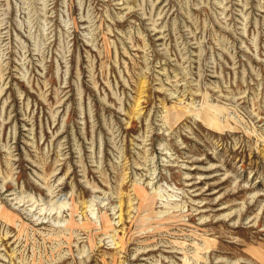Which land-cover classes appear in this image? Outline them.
Masks as SVG:
<instances>
[{
    "label": "rangeland",
    "instance_id": "rangeland-1",
    "mask_svg": "<svg viewBox=\"0 0 264 264\" xmlns=\"http://www.w3.org/2000/svg\"><path fill=\"white\" fill-rule=\"evenodd\" d=\"M0 264H264V0H0Z\"/></svg>",
    "mask_w": 264,
    "mask_h": 264
},
{
    "label": "bare ground",
    "instance_id": "bare-ground-1",
    "mask_svg": "<svg viewBox=\"0 0 264 264\" xmlns=\"http://www.w3.org/2000/svg\"><path fill=\"white\" fill-rule=\"evenodd\" d=\"M120 217H122V216H120ZM109 236H110V234H109ZM117 245V244H116Z\"/></svg>",
    "mask_w": 264,
    "mask_h": 264
}]
</instances>
